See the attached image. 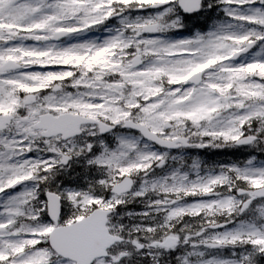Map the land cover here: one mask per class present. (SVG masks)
I'll return each mask as SVG.
<instances>
[{
  "label": "snow or ice",
  "instance_id": "snow-or-ice-1",
  "mask_svg": "<svg viewBox=\"0 0 264 264\" xmlns=\"http://www.w3.org/2000/svg\"><path fill=\"white\" fill-rule=\"evenodd\" d=\"M0 264H264V0H0Z\"/></svg>",
  "mask_w": 264,
  "mask_h": 264
}]
</instances>
